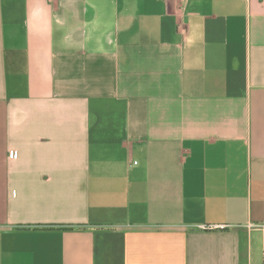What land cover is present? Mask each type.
Wrapping results in <instances>:
<instances>
[{"label": "crops", "instance_id": "1", "mask_svg": "<svg viewBox=\"0 0 264 264\" xmlns=\"http://www.w3.org/2000/svg\"><path fill=\"white\" fill-rule=\"evenodd\" d=\"M0 264H264V0H0Z\"/></svg>", "mask_w": 264, "mask_h": 264}]
</instances>
